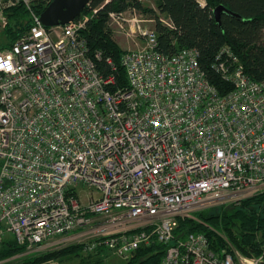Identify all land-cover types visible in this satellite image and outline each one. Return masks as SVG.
Instances as JSON below:
<instances>
[{"label": "built area", "instance_id": "built-area-1", "mask_svg": "<svg viewBox=\"0 0 264 264\" xmlns=\"http://www.w3.org/2000/svg\"><path fill=\"white\" fill-rule=\"evenodd\" d=\"M33 1L0 0V16L22 5L31 20L0 51V243L12 236L25 254L101 247L125 262L155 242L161 264H264V245L244 257L222 234L219 252L202 233L176 234L178 219L264 189V82L224 46L212 64L221 93L196 50L165 56L155 30L137 25L144 50L121 55V88L81 35L97 10L45 27ZM121 14L108 17L120 25Z\"/></svg>", "mask_w": 264, "mask_h": 264}, {"label": "trees", "instance_id": "trees-1", "mask_svg": "<svg viewBox=\"0 0 264 264\" xmlns=\"http://www.w3.org/2000/svg\"><path fill=\"white\" fill-rule=\"evenodd\" d=\"M51 1L34 0L33 11L39 16ZM154 4L170 26L162 24L159 16L144 8L139 0H91L83 9L81 16L91 15L93 10H97L81 35L86 39L89 54H100V59H94V64L103 77L114 75L116 86L126 85L125 71L120 65L123 50L112 38L108 15L134 9L154 17L157 51L170 56L182 49L196 50L200 69L221 93L227 85L216 75L212 64L216 53L224 46L237 57L251 81L264 82V0H203V3L200 0H154ZM218 6L243 19L221 13L218 24L213 14ZM5 12L12 24L6 29L9 44L2 49L11 47L31 26L29 14L22 5ZM216 208L195 212L190 219H178L176 234L202 233L215 252L225 246V241L218 236L222 234L233 251L244 257L259 256L264 245V190L237 205ZM82 251V245L71 244L39 254H26L28 257L21 264H36L48 258L68 256L72 252L80 254ZM25 252V247L18 246L12 236H5L0 243V259ZM164 254L165 247L154 242L139 247L124 264H161Z\"/></svg>", "mask_w": 264, "mask_h": 264}, {"label": "rangeland", "instance_id": "rangeland-1", "mask_svg": "<svg viewBox=\"0 0 264 264\" xmlns=\"http://www.w3.org/2000/svg\"><path fill=\"white\" fill-rule=\"evenodd\" d=\"M141 4L143 5L144 8L150 9L155 12L156 15L159 16V21L163 24L167 23V20L164 19V17L157 11L155 8L154 0H139ZM200 3H203V0H200ZM88 14V13H87ZM122 17L126 20L124 22H121L120 25L116 24V21L113 20L112 18H109V22H113L112 26V38L113 40L117 43V45L125 51H139L142 52L144 50V39L140 37L136 26H140L143 28H148V29H154V24L155 20L153 16L149 15H144L136 10L132 9L129 11H126L121 14ZM81 16V15H80ZM79 16V17H80ZM87 16V15H84ZM78 18V17H77ZM75 18V19H77ZM74 19V20H75ZM111 19V20H110ZM137 21V22H136ZM12 22L10 20V17H8L7 12H4L2 16H0V51L2 50L3 46L9 44V35L7 33V27L11 25ZM8 36V37H7ZM144 44V45H143ZM209 81V79H207ZM211 84V82L209 81ZM121 87V86H120ZM122 88V87H121ZM81 192V190H78ZM88 191L85 190L84 192H81V195L83 196L81 199V202H85L86 199L84 198L85 195H87ZM84 204V203H83ZM229 204H220L216 205L211 208H216L215 210H218L219 208H229ZM210 208V209H211ZM211 211V210H210ZM213 211V210H212ZM193 218V217H191ZM190 219V218H189ZM226 240L227 238L222 235ZM227 242H229L227 240ZM50 242H48V245L50 246ZM45 244H41L40 246H44ZM68 245V244H65ZM63 245V246H65ZM45 246L41 248L42 251H50V247ZM20 254V253H18ZM15 254L13 256H8L0 259V264H21L26 257H28L25 253L24 254ZM66 255V254H65ZM62 255V257L59 258H48L45 259L39 263L48 261V260H55L59 264H124V261L118 259L115 257L107 248L103 249H94L91 252H82L80 254H73L70 253V255L65 256ZM126 262V261H125Z\"/></svg>", "mask_w": 264, "mask_h": 264}, {"label": "water", "instance_id": "water-1", "mask_svg": "<svg viewBox=\"0 0 264 264\" xmlns=\"http://www.w3.org/2000/svg\"><path fill=\"white\" fill-rule=\"evenodd\" d=\"M90 1L91 0H52L39 15V21L45 27L65 25L79 17ZM221 13L237 19H243L224 7L218 6L213 11L215 20L218 24Z\"/></svg>", "mask_w": 264, "mask_h": 264}, {"label": "crops", "instance_id": "crops-1", "mask_svg": "<svg viewBox=\"0 0 264 264\" xmlns=\"http://www.w3.org/2000/svg\"><path fill=\"white\" fill-rule=\"evenodd\" d=\"M264 190V189H263ZM262 191V190H261Z\"/></svg>", "mask_w": 264, "mask_h": 264}]
</instances>
